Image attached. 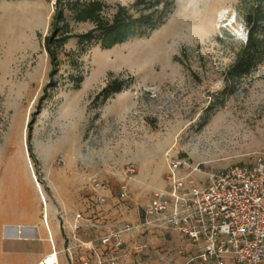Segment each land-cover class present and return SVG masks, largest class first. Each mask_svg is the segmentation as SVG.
Segmentation results:
<instances>
[{
    "label": "rangeland",
    "instance_id": "1",
    "mask_svg": "<svg viewBox=\"0 0 264 264\" xmlns=\"http://www.w3.org/2000/svg\"><path fill=\"white\" fill-rule=\"evenodd\" d=\"M102 1L110 16L132 0ZM249 5L173 0L163 23L145 36L85 51L69 39L51 75L43 44L55 0H0V212H21L45 233L44 224L54 223L62 236L96 239L139 223L152 193L166 187L171 158L184 159V174L203 186L212 172L264 153V54L221 93L247 38ZM70 25L72 33L92 27ZM113 78L126 83L101 103L97 94ZM73 169L102 187L88 186V207L61 212L56 195L71 190ZM141 235L150 246L139 264H176L188 252L181 236Z\"/></svg>",
    "mask_w": 264,
    "mask_h": 264
},
{
    "label": "built area",
    "instance_id": "2",
    "mask_svg": "<svg viewBox=\"0 0 264 264\" xmlns=\"http://www.w3.org/2000/svg\"><path fill=\"white\" fill-rule=\"evenodd\" d=\"M59 161H61L59 159ZM190 165L182 158L168 161L165 189H157L142 209L140 225L163 223L190 242H202L198 258L204 262L224 264H264V153L248 164H233L212 172L205 185L189 177ZM196 170V168H192ZM132 171V169H130ZM94 190L102 187L96 177L88 178ZM125 196V192L121 193ZM99 202L105 201L102 194ZM133 229L127 224L105 232L99 243L112 252L123 245V236ZM145 244L137 245L142 250ZM115 258L96 261L70 259L69 264H115ZM38 264H57L52 251Z\"/></svg>",
    "mask_w": 264,
    "mask_h": 264
},
{
    "label": "trees",
    "instance_id": "3",
    "mask_svg": "<svg viewBox=\"0 0 264 264\" xmlns=\"http://www.w3.org/2000/svg\"><path fill=\"white\" fill-rule=\"evenodd\" d=\"M246 22L249 25L245 43L236 52L233 62L225 73L226 86L222 94L233 88L241 76L264 54V37L259 35L264 21V0H249ZM173 5V0H132L128 4H117L110 16L104 11L108 5L102 0H55L50 21V32L44 37V49L52 66L51 75L58 67V52L66 42L75 38L78 47L85 51L88 46L99 45L110 49L132 36H145L163 23ZM70 22L92 24L81 33H72ZM81 78H77L76 83ZM126 81L113 78L97 94L103 103L122 90Z\"/></svg>",
    "mask_w": 264,
    "mask_h": 264
},
{
    "label": "crops",
    "instance_id": "4",
    "mask_svg": "<svg viewBox=\"0 0 264 264\" xmlns=\"http://www.w3.org/2000/svg\"><path fill=\"white\" fill-rule=\"evenodd\" d=\"M82 163V161H81ZM82 169V164H81ZM73 186L71 190L59 189L56 195V210L61 212L77 213V208L88 207L89 182L88 178L79 175L77 169L72 171ZM67 177V176H66ZM67 178L62 182L65 184ZM85 183V190L83 189ZM133 225L131 233H125L123 236V245L117 252L107 247H103L96 239H79L74 236H62L61 225L45 223L46 233L42 225L21 212L4 214L0 212V264H38L44 257L52 251L56 252L57 264H69L70 259H89L96 261V255L99 254L104 260L110 257L115 258V264H139L140 255L148 252L150 243L144 240L142 235L152 233L156 230H162L165 234L172 237L181 236L186 244L188 252L186 256H177L176 264H215L214 262H204L197 256L202 249V242H190L186 240L177 231L166 227L163 223L157 222L151 226ZM63 227V226H62ZM158 232V231H157ZM36 239L42 240L43 244H37ZM145 244L142 250L135 247ZM224 264H232L231 260H225Z\"/></svg>",
    "mask_w": 264,
    "mask_h": 264
}]
</instances>
